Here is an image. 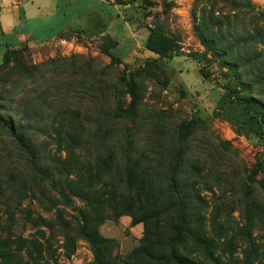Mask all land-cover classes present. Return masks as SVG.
<instances>
[{"label": "rangeland", "instance_id": "rangeland-1", "mask_svg": "<svg viewBox=\"0 0 264 264\" xmlns=\"http://www.w3.org/2000/svg\"><path fill=\"white\" fill-rule=\"evenodd\" d=\"M150 26L179 53L147 50ZM2 32L0 264H98L83 224L111 240L105 264H141L148 226L166 255L179 149L180 203L208 240L180 252L264 264V140L240 103L264 114V0H0Z\"/></svg>", "mask_w": 264, "mask_h": 264}, {"label": "trees", "instance_id": "trees-1", "mask_svg": "<svg viewBox=\"0 0 264 264\" xmlns=\"http://www.w3.org/2000/svg\"><path fill=\"white\" fill-rule=\"evenodd\" d=\"M201 37L209 48L215 47V40L206 38L203 32H201ZM11 47H13V44H6V50L3 56L4 64L7 63L10 59ZM145 48L151 52H154L159 57L166 59H170L173 56L177 55L180 49L179 44L175 38L166 34L161 29L151 26L149 27V34L145 42ZM129 85L132 96L130 109L132 110L136 107L138 96L134 84L129 83ZM240 103L242 105L243 111L249 116V118L251 120H254L259 125V128L255 131V134L259 138L264 140V114H262V112L259 111L253 104V102L249 101L248 99H242L240 100ZM2 124L3 120L0 118V125ZM11 136L14 138L17 148L28 156L29 161L32 164H35L37 160L36 153L30 145L27 137L22 132H17L13 129L11 130ZM181 160V150L179 149L174 155L175 165L170 169V172L168 174V189L171 195L175 197L179 203L173 207L174 222L171 227V236L169 238L170 244L167 254L164 255L162 252L163 244H161V248H158L160 246L159 241L154 242L151 239V237L155 234L153 232V229H150L148 226V228H146L145 235L146 238L148 237L147 241L148 247L150 249H143L141 252L144 255L141 253L138 256L134 255V261H137L138 263L142 264L143 262L145 263L147 260H149L153 263L159 262L160 264H201L195 259H192L187 255H183L180 252V248H185L190 241L194 242L195 244H205L206 246L208 243V240L206 238L191 230L187 208H184V205L180 203L181 190L177 183V173L178 166L180 165ZM260 171L264 174V157H261L253 168L254 174ZM129 174L130 180H135V172H129ZM155 214L156 216H160V214H158L157 212ZM139 221H145L149 225V221L147 218H136V222ZM75 233L83 235L90 241L94 248L98 264H105V250L107 248V243H111V240L102 237L97 230L90 229L87 224L75 227ZM207 253L208 257L212 258V255L209 252ZM139 257L145 258L142 259Z\"/></svg>", "mask_w": 264, "mask_h": 264}, {"label": "crops", "instance_id": "crops-1", "mask_svg": "<svg viewBox=\"0 0 264 264\" xmlns=\"http://www.w3.org/2000/svg\"><path fill=\"white\" fill-rule=\"evenodd\" d=\"M12 35H13V36H12L13 38L10 39L11 41L18 39L16 34H12ZM0 36L4 38V37L6 36V34H4V33L2 32V34L0 33ZM8 36H9V35H8ZM10 36H11V35H10ZM10 36H9V37H10ZM19 38H20V35H19ZM22 41H24V40H19V43L22 42ZM13 42H14V41H13ZM5 43H6V44H17V43H9V42H7V41H6Z\"/></svg>", "mask_w": 264, "mask_h": 264}]
</instances>
